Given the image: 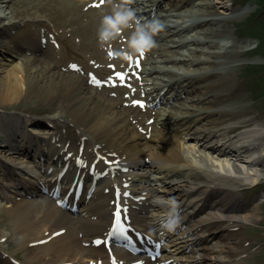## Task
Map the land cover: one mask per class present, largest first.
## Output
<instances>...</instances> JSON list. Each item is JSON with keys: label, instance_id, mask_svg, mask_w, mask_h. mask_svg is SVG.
Returning <instances> with one entry per match:
<instances>
[{"label": "bare ground", "instance_id": "bare-ground-1", "mask_svg": "<svg viewBox=\"0 0 264 264\" xmlns=\"http://www.w3.org/2000/svg\"><path fill=\"white\" fill-rule=\"evenodd\" d=\"M230 1L174 0L163 8V0H135L130 7L142 23L156 18L164 27L153 37L156 46L130 61L115 54L127 49L134 29H125L110 47L99 42L101 22L113 13L109 0L51 1L60 27L69 35L56 43L60 56L54 49L48 54L34 49L45 61L13 55L0 24V50L18 61L0 82V105L24 95L47 104L60 101L56 110L51 109L58 114L53 117L57 125L50 128L23 114L0 120V202L7 204L13 222L12 228L0 233V264H15L2 245L8 243L9 234L26 249L23 264H113L114 260L116 264H245L239 261L248 246L241 231L258 221L259 212L247 210L240 196L243 188L264 181V132L250 127L248 119L253 118L237 124L250 109L223 107L236 93L227 90L251 87L242 86L241 76L235 79L229 69L252 54L238 45V39L257 37L253 31L242 33L238 26L242 15L250 12L236 8L245 0H234L232 5ZM6 2L0 0V5ZM38 9L43 10L32 5L24 14L33 16ZM262 23L264 14L251 29ZM192 27L197 28L195 36ZM81 51L92 55L101 68L89 66ZM70 61L83 66L84 75L77 74L79 67H71L76 64L65 66ZM215 67L227 77L206 87L201 80ZM248 68L242 66L241 71ZM116 73H124L125 79L118 81ZM90 75L105 86L104 96L90 83ZM262 76L264 71L259 81ZM167 87L181 92L164 99L161 94ZM185 88L186 98L181 95ZM190 88L195 90L192 98ZM150 104L165 108L147 112ZM138 117L140 124L153 123L150 135L134 124ZM64 123L81 132L78 143L83 148L78 155L66 142L54 144ZM104 144L107 150L100 148ZM79 185L81 197L93 189L98 204L94 208L82 204L84 214L73 218L61 203ZM56 193L60 199L54 201ZM158 197L175 198L180 205L181 225L174 233L157 230L169 208L154 203ZM117 207L122 216L127 210L128 224L143 229L135 239L159 251V242L168 237L173 253L164 250L149 259L148 252L137 257L113 246L108 238Z\"/></svg>", "mask_w": 264, "mask_h": 264}, {"label": "rangeland", "instance_id": "rangeland-1", "mask_svg": "<svg viewBox=\"0 0 264 264\" xmlns=\"http://www.w3.org/2000/svg\"><path fill=\"white\" fill-rule=\"evenodd\" d=\"M51 1L53 0H8V2L0 5V24L5 33L3 41L15 52L13 55H23V57L25 58H35L40 55L38 53H34V49H37L38 47H40L41 49L37 50L36 52H43L45 54H48L51 49H54L57 54H59V56L61 55V46L58 47L56 43L58 39H62L69 34L68 32L64 31L62 27H60L59 17H57L54 13V4ZM173 1L174 0H163V2L161 3V7L167 8L169 6V3L171 4ZM233 1L234 0H231L229 2V5H232ZM35 4L43 8V10H36V14L33 16L25 15V11L30 10L31 6ZM236 8H244L250 11L245 15H242V13H240L242 16H244V20H242V22L238 25L241 29L240 31L242 33L246 31H253L254 34L257 35V37L252 38L244 35L243 37L238 39V45L242 48H246L252 54L245 58V61L241 63L239 62L238 64L240 66L232 67L229 70L232 71L231 75H237L235 79H237L239 75L241 76V81H243L242 86L248 84L251 87L246 91L238 90L237 87H232L227 90V93L231 91L236 93L231 100L225 101L223 107L225 109H234L236 107H240L241 109L242 107L246 109V111L250 109V114L244 117V120H238L237 122L240 123L237 124L243 125V123L250 120L252 124V126L250 127H260L264 132V76L260 77L261 79L259 78L260 81L258 80V77L261 76L264 71V23H262V26L257 25L255 30L251 29V25L255 22V19L261 14H264V0H245L243 5H238ZM5 13L7 15H5ZM171 21L173 22L176 20L172 18ZM190 31H192L190 32L191 35L194 36L198 33L196 27H192ZM77 43H80V39L77 40ZM19 47L22 49H20ZM81 54L83 55L89 66L94 69L101 68V63L93 58L92 55L84 51H81L80 55ZM9 56L10 55L5 53V51L0 50V82L5 77L7 70L11 69L12 66H16V64H18V61L14 63V59L10 58ZM38 57L41 60L45 61L44 57ZM46 61L49 62L50 59L48 58L46 59ZM70 63L76 64V66L80 68V70L77 71V74L84 75L83 66H80V64L75 61H70L66 63L65 66H69ZM247 65H249L250 68L242 72L241 67L243 66L244 68ZM236 70H238L239 73ZM226 77L227 75L225 71H220L217 67H215L211 70L210 73L207 74L206 77H203L201 83H204V85L208 87L212 86L214 83H218L219 81L224 80ZM94 87L97 88L98 93L102 96L105 86L95 85ZM172 88L173 87H167L163 90V93L161 95L164 99H173V94L175 93V91L181 92V89L173 91ZM186 90L187 88H185V90L181 93L182 97L185 96L184 98L188 96L184 94ZM189 92V94L191 95L189 96V98H192V96L195 95V90L190 88ZM152 95L159 99V96L156 95V92H152ZM59 103L60 101L47 104L38 100L35 96L33 97L31 95H24L14 102H7L0 105V120L10 114H15V116H18V114H23L37 121L41 120L45 123L47 128H50L51 126H55V124L57 125V122L53 120V117L54 115H57L58 112L52 111L51 109H55L54 107H57ZM148 107L149 109L147 112H149V110L156 112L159 110H164L165 108L161 104L157 106H155V104H150V106ZM122 108L125 109V106H122ZM140 116L142 117V115ZM256 117L257 119H254ZM139 118L140 117L135 119L134 124L138 126V128L143 133H145L146 135H150V133H152V130L150 128L152 127L153 123L151 121L150 123H146L147 121H144L143 123L142 121V124H140L141 118ZM31 129H33V127H29L28 130L30 131ZM58 133V137L55 139L54 144H63L64 142H66L73 149H76V152L74 153L76 155H78L82 151L83 145H80V143H78L81 132L76 125L64 123L62 125V128L58 130ZM106 147L107 146L104 144L101 145L100 148L107 150ZM23 176L27 177L26 175H21L20 178ZM94 198L90 200L91 207L93 208L96 204H98L97 199ZM240 199L244 203L248 204L247 210L257 208L259 217L256 223L247 225L242 228L241 234L245 238L247 243L246 245L248 246L239 255V261L242 263L244 262L245 264H264V181H262V183H256L253 186L243 188L241 191ZM0 203L2 204V209L0 210L1 233V231H7L8 227L12 228L11 226L13 222L12 216H10L8 211H6L5 209L7 207V204L4 202ZM67 212L75 218V216L72 215L69 211ZM136 216L143 217V215H139L138 213H136ZM200 216H202V214ZM170 244L171 246L173 245V243L171 242ZM2 245L4 246L6 255L11 262H14L15 264L24 263L27 256L26 249L21 246L20 242L15 238L14 235L9 234L8 243H4ZM10 245L11 248H9ZM173 249V247H170L169 252L173 253ZM179 256H182V254L174 257L177 258Z\"/></svg>", "mask_w": 264, "mask_h": 264}, {"label": "clouds", "instance_id": "clouds-1", "mask_svg": "<svg viewBox=\"0 0 264 264\" xmlns=\"http://www.w3.org/2000/svg\"><path fill=\"white\" fill-rule=\"evenodd\" d=\"M135 0H120L119 3H112L113 13L103 18L99 29V42L101 47L109 46L121 36L125 29H134L131 39L128 41L127 49L117 52L115 55L123 60H131L135 55L145 56L155 46L154 36L160 32L164 25L160 20L152 18L143 23L137 17L136 12L130 7ZM154 203L169 205L166 216L163 218L161 228L168 233H174L181 225L180 205L175 198H156Z\"/></svg>", "mask_w": 264, "mask_h": 264}, {"label": "snow or ice", "instance_id": "snow-or-ice-1", "mask_svg": "<svg viewBox=\"0 0 264 264\" xmlns=\"http://www.w3.org/2000/svg\"><path fill=\"white\" fill-rule=\"evenodd\" d=\"M98 6V5H97ZM111 55V53H110ZM74 70H78L77 66L72 65L71 66ZM116 79L118 81H123L125 79V74L124 73H116L115 74ZM90 83L95 84L96 86H101L102 82L99 81L94 75H90ZM134 103H139L134 102ZM127 195V194H125ZM126 209L123 210V212L125 213V215L122 216V211L119 207H117L116 211L113 214V223H112V227L110 230L109 235L112 236H123L125 239L130 240L131 237H128L126 234L131 231V226L130 224L127 223V216H126ZM113 264H116L115 260L113 261Z\"/></svg>", "mask_w": 264, "mask_h": 264}, {"label": "trees", "instance_id": "trees-1", "mask_svg": "<svg viewBox=\"0 0 264 264\" xmlns=\"http://www.w3.org/2000/svg\"><path fill=\"white\" fill-rule=\"evenodd\" d=\"M263 81V80H262Z\"/></svg>", "mask_w": 264, "mask_h": 264}]
</instances>
